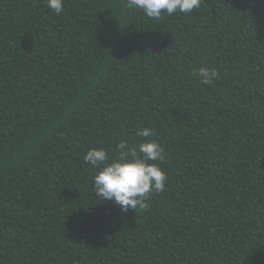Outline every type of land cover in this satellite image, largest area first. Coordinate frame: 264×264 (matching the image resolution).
Wrapping results in <instances>:
<instances>
[{"label":"trees","instance_id":"obj_1","mask_svg":"<svg viewBox=\"0 0 264 264\" xmlns=\"http://www.w3.org/2000/svg\"><path fill=\"white\" fill-rule=\"evenodd\" d=\"M120 140L164 148L144 209L91 188ZM0 264H264V0H0Z\"/></svg>","mask_w":264,"mask_h":264},{"label":"clouds","instance_id":"obj_2","mask_svg":"<svg viewBox=\"0 0 264 264\" xmlns=\"http://www.w3.org/2000/svg\"><path fill=\"white\" fill-rule=\"evenodd\" d=\"M202 0H126V7L138 9L150 19H160L162 14H191L201 7ZM65 0H47V6L55 14L63 12ZM202 85H211L218 78L215 68L201 66L195 73ZM154 129H137L140 137H151ZM117 155L110 157L103 147L89 149L84 160L99 170L93 177L91 188L100 201H111L122 211L148 207L150 193L165 190L166 172L155 161H163L164 148L156 140H146L130 146L127 140L115 145Z\"/></svg>","mask_w":264,"mask_h":264}]
</instances>
